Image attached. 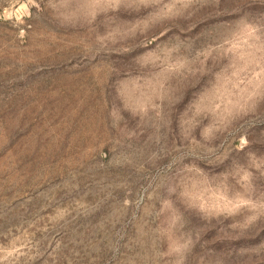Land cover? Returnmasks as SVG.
Here are the masks:
<instances>
[{
    "label": "rangeland",
    "instance_id": "374dc122",
    "mask_svg": "<svg viewBox=\"0 0 264 264\" xmlns=\"http://www.w3.org/2000/svg\"><path fill=\"white\" fill-rule=\"evenodd\" d=\"M0 264H264V0H0Z\"/></svg>",
    "mask_w": 264,
    "mask_h": 264
}]
</instances>
